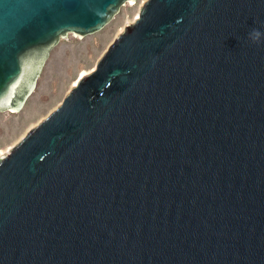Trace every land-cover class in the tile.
I'll return each instance as SVG.
<instances>
[{
	"label": "water",
	"instance_id": "obj_1",
	"mask_svg": "<svg viewBox=\"0 0 264 264\" xmlns=\"http://www.w3.org/2000/svg\"><path fill=\"white\" fill-rule=\"evenodd\" d=\"M131 0H0V113L62 37ZM264 0H143L0 157V264H264Z\"/></svg>",
	"mask_w": 264,
	"mask_h": 264
},
{
	"label": "rangeland",
	"instance_id": "obj_2",
	"mask_svg": "<svg viewBox=\"0 0 264 264\" xmlns=\"http://www.w3.org/2000/svg\"><path fill=\"white\" fill-rule=\"evenodd\" d=\"M142 1L125 2L119 12L94 33L81 37L71 33L60 39L24 108L0 113V157L62 103L83 73L93 70L109 43L123 31L127 22L138 16Z\"/></svg>",
	"mask_w": 264,
	"mask_h": 264
},
{
	"label": "clouds",
	"instance_id": "obj_3",
	"mask_svg": "<svg viewBox=\"0 0 264 264\" xmlns=\"http://www.w3.org/2000/svg\"><path fill=\"white\" fill-rule=\"evenodd\" d=\"M247 40L254 45H264V31L253 28L248 32Z\"/></svg>",
	"mask_w": 264,
	"mask_h": 264
},
{
	"label": "bare ground",
	"instance_id": "obj_4",
	"mask_svg": "<svg viewBox=\"0 0 264 264\" xmlns=\"http://www.w3.org/2000/svg\"><path fill=\"white\" fill-rule=\"evenodd\" d=\"M129 2H130V3H133V2H134V0L127 1V3H129ZM70 34H71V33H70ZM82 75H84V73H83ZM82 75H81V76H82ZM75 84H76V83H75ZM11 111H12V110H11ZM13 112H16V111H13Z\"/></svg>",
	"mask_w": 264,
	"mask_h": 264
}]
</instances>
